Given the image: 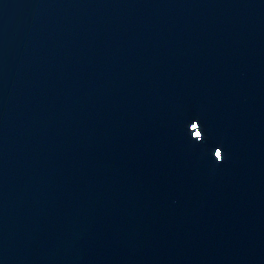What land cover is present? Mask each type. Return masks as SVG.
<instances>
[{
    "label": "water",
    "instance_id": "1",
    "mask_svg": "<svg viewBox=\"0 0 264 264\" xmlns=\"http://www.w3.org/2000/svg\"><path fill=\"white\" fill-rule=\"evenodd\" d=\"M0 264H264V0H0Z\"/></svg>",
    "mask_w": 264,
    "mask_h": 264
},
{
    "label": "snow or ice",
    "instance_id": "2",
    "mask_svg": "<svg viewBox=\"0 0 264 264\" xmlns=\"http://www.w3.org/2000/svg\"><path fill=\"white\" fill-rule=\"evenodd\" d=\"M220 155H221V154L218 152V153H217V156L219 157Z\"/></svg>",
    "mask_w": 264,
    "mask_h": 264
}]
</instances>
